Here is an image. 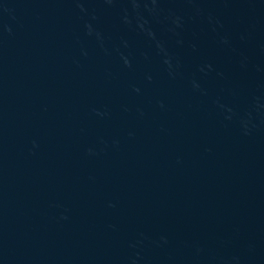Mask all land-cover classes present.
I'll list each match as a JSON object with an SVG mask.
<instances>
[{
  "label": "water",
  "instance_id": "obj_1",
  "mask_svg": "<svg viewBox=\"0 0 264 264\" xmlns=\"http://www.w3.org/2000/svg\"><path fill=\"white\" fill-rule=\"evenodd\" d=\"M0 264H264V0H0Z\"/></svg>",
  "mask_w": 264,
  "mask_h": 264
}]
</instances>
